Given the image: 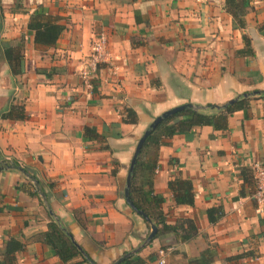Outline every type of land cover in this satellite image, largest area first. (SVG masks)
Listing matches in <instances>:
<instances>
[{"label":"crops","instance_id":"0c3cea01","mask_svg":"<svg viewBox=\"0 0 264 264\" xmlns=\"http://www.w3.org/2000/svg\"><path fill=\"white\" fill-rule=\"evenodd\" d=\"M245 1L251 9L238 28L224 0H1L0 38L25 39L21 74L0 58V112L16 98L25 117L0 118V158L34 175L45 200L30 195L28 183L18 188L24 173L0 170V264H64L39 238L49 210L96 264H113L144 240L150 228L127 204L124 187L149 123L183 103L221 105L264 91V0ZM37 6L64 25L51 47L27 33ZM100 33L109 62L86 86L81 69ZM244 38L252 55L237 54ZM250 98L225 130L205 125L159 147L149 179L163 198V218L191 219L197 233L187 241L157 235L138 253L153 256L151 264L160 249L168 264H190L207 248L208 264H264V202L252 197V164H264V97ZM127 107L134 123L124 119ZM145 175L142 166L137 185ZM175 177L191 183L192 205L175 203L168 187ZM215 207L222 215L210 222L207 210ZM11 239L22 249L7 253Z\"/></svg>","mask_w":264,"mask_h":264},{"label":"trees","instance_id":"16d2710c","mask_svg":"<svg viewBox=\"0 0 264 264\" xmlns=\"http://www.w3.org/2000/svg\"><path fill=\"white\" fill-rule=\"evenodd\" d=\"M224 7L226 11L231 14L237 27L245 28L246 21L244 16L251 9V6L245 0H224ZM2 16L3 10L0 0V18H2ZM59 21L60 18L58 16L48 14L42 6H37L29 16L26 25L27 33L32 35L35 45L42 48L51 47L56 43L64 29V25ZM24 39V35L14 41H5L0 38V58L7 62L10 72L13 75L22 73ZM244 40L245 45L242 49L237 51V54L243 53L244 55H252L253 52L249 47V41L246 38H244ZM260 92L261 93L257 96L264 97V91ZM252 98H255V96H252ZM250 99V97H244L241 94L236 101L232 103L225 102L226 104L224 103L225 105L221 107L209 103L206 105H198L197 108H185L160 121L147 135L137 157L129 193L130 199L134 205L146 213L157 226V232L154 238L162 232H172L180 240L187 241L195 237L197 233L196 226L191 219L183 218L179 219L175 224H167L163 218L160 208L163 198L153 192L152 183L149 179V173H153L156 164L159 147L167 144L168 139L176 133H194L198 127L205 125L213 126L218 130H225L227 128L228 116L236 110H245ZM24 117V106L22 103H19L16 98H13L9 106L0 112V118L2 119L22 120ZM124 119L125 121L134 123L137 119L135 111L128 107L125 108ZM148 152H152V156H155V158L152 159V157L150 161L143 160V157L148 155ZM142 166L146 171V175L144 176L145 181L137 185L136 179L139 176ZM7 168L19 171L25 170L27 181L20 184L18 186L19 189L23 188L25 183H28L33 189L29 191L30 195L38 196L42 193L40 189L41 183L34 175H31L18 162L13 160L7 161L0 158V170ZM27 175L31 177L29 178ZM33 180H36V182H33ZM168 187L176 204L192 205L194 203V194L192 192L191 183L188 180L175 177L168 182ZM207 215L210 222H215L222 215V210L218 207L209 208L207 210ZM147 224L150 228V224L148 222ZM39 238H41L43 243L53 248L56 255L64 264H92V262H94L88 253L75 242L71 232L63 226L59 218L55 215L49 214L47 229L41 233ZM22 247L23 244L21 242L16 239H11L7 243L6 251L7 253H13L16 250L22 249ZM80 248L83 249V252ZM210 252L211 249L207 248L199 259L190 261V264H208L212 258ZM138 253L139 251L114 264H151L153 256L145 259ZM242 256L243 254L227 258V260L237 259Z\"/></svg>","mask_w":264,"mask_h":264},{"label":"water","instance_id":"95a60500","mask_svg":"<svg viewBox=\"0 0 264 264\" xmlns=\"http://www.w3.org/2000/svg\"><path fill=\"white\" fill-rule=\"evenodd\" d=\"M260 93H261L260 91H253L251 93H243L242 95L244 97H250V96H257ZM263 95H264V92H263ZM239 96H237V97H235L233 99L228 100L226 103H232V102L236 101L239 98ZM225 104L217 105V107L224 106ZM197 107H198V105H194V104H191V103H183V104H180L178 106H175V107H172V108H169V109L165 110L161 114L157 115L149 123V125L147 126V128L144 130V132L142 133V135L138 139V141H137V143L135 145V148H134L132 157L130 159V163H129L128 170H127V174H126L125 187H124V197H125V200H126L127 204L132 208V210H134V212H136L139 216H141L144 220H146L150 224V229H149V232H148L147 236L144 238V240L138 246H136L132 250L124 253L114 263H116V262L120 261L121 259H124L125 257H128V256L136 253L137 251H139L143 246L147 245L154 238V236H155V234L157 232V226L151 221V219L148 217V215L146 213H144L142 210L138 209L134 205V203L130 199V193H129V189H130L131 180H132V176H133V171H134V168H135V164H136V161H137V157H138V155H139V153L141 151V148L143 146V143H144L145 138L156 127V125L160 121H162L163 119H166L170 115H172V114H174L176 112H179L181 110H184L185 108H197ZM21 172L25 174V170H21ZM28 177L30 178L31 176H28ZM33 182H36V180H33ZM40 195L42 196L43 199L45 198L42 193ZM49 211H50V214L51 215H54L51 210H49ZM81 251L83 252V249H81ZM92 264H95V263L92 262Z\"/></svg>","mask_w":264,"mask_h":264},{"label":"built area","instance_id":"2783aa9c","mask_svg":"<svg viewBox=\"0 0 264 264\" xmlns=\"http://www.w3.org/2000/svg\"><path fill=\"white\" fill-rule=\"evenodd\" d=\"M106 44L107 38L103 33L95 37L90 59L83 66L80 73L81 79L86 86L90 84V79L99 66L109 62ZM252 170L256 184L252 197L259 202H264V164L255 161L252 164ZM157 264H168L165 260V251L163 249L158 251Z\"/></svg>","mask_w":264,"mask_h":264}]
</instances>
